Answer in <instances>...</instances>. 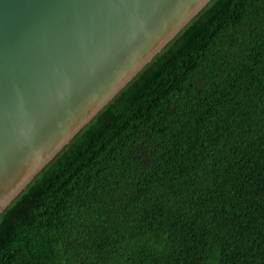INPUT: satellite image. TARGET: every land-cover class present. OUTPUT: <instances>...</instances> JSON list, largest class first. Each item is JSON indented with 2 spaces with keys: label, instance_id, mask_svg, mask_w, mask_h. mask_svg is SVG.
I'll return each instance as SVG.
<instances>
[{
  "label": "trees",
  "instance_id": "trees-1",
  "mask_svg": "<svg viewBox=\"0 0 264 264\" xmlns=\"http://www.w3.org/2000/svg\"><path fill=\"white\" fill-rule=\"evenodd\" d=\"M0 264H264V0H209L81 127Z\"/></svg>",
  "mask_w": 264,
  "mask_h": 264
},
{
  "label": "water",
  "instance_id": "water-1",
  "mask_svg": "<svg viewBox=\"0 0 264 264\" xmlns=\"http://www.w3.org/2000/svg\"><path fill=\"white\" fill-rule=\"evenodd\" d=\"M209 0H0V212Z\"/></svg>",
  "mask_w": 264,
  "mask_h": 264
}]
</instances>
